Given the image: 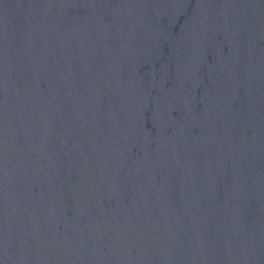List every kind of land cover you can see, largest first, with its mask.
<instances>
[{"label":"water","instance_id":"95a60500","mask_svg":"<svg viewBox=\"0 0 264 264\" xmlns=\"http://www.w3.org/2000/svg\"><path fill=\"white\" fill-rule=\"evenodd\" d=\"M0 264H264V0H0Z\"/></svg>","mask_w":264,"mask_h":264}]
</instances>
